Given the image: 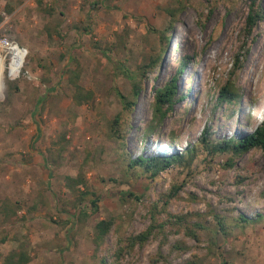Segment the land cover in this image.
<instances>
[{
  "label": "rangeland",
  "instance_id": "1",
  "mask_svg": "<svg viewBox=\"0 0 264 264\" xmlns=\"http://www.w3.org/2000/svg\"><path fill=\"white\" fill-rule=\"evenodd\" d=\"M247 9V0H0V37L27 50L17 78H8L3 58L0 201L19 208L8 221L0 214V263L23 245L28 264H114L122 240L146 230L152 214L159 223L171 214L214 232L196 230L197 241L167 223L124 249L119 264H264V220L222 234L214 218L264 213L259 149L239 157L201 149L191 166L174 163L155 176L128 165L137 156L183 153L204 130L211 140L249 131V121L264 117V19L247 35ZM184 57L173 111L147 133L154 89ZM153 59L138 100L124 111L116 92L130 99L131 80L120 65L140 78L138 68ZM74 69L93 92L88 103L73 100ZM226 84L239 94L235 105L220 103ZM116 117L118 137L110 128ZM66 177L82 178L89 194L77 201ZM77 202L87 207L81 223L71 217ZM100 220L112 226L96 247Z\"/></svg>",
  "mask_w": 264,
  "mask_h": 264
},
{
  "label": "trees",
  "instance_id": "2",
  "mask_svg": "<svg viewBox=\"0 0 264 264\" xmlns=\"http://www.w3.org/2000/svg\"><path fill=\"white\" fill-rule=\"evenodd\" d=\"M248 9L245 17V32L250 34L254 26L261 22L264 19V8L259 0H247ZM171 17L170 23L172 22L173 14L169 13ZM169 23V24H170ZM95 45L97 43H94ZM166 45H164V48ZM109 49V48H108ZM163 52L158 54V57L162 55ZM186 58H181L177 61V73L174 75L164 86L154 89L153 100L151 102V111L152 116L151 120L147 125V133L152 129V125H160L163 121L172 113L175 102V94L177 92V76L185 71L186 68ZM156 60H151L148 65H141L136 74H140V78H135L131 76L130 72L124 67H122V73L125 76H129L131 80V91L130 99H126L118 91L116 95L121 101V106L124 111L130 110L132 106L138 100L139 94L142 90L141 78L144 77L145 70L155 66ZM80 71L74 69L70 72L68 79L69 84L74 88L73 100L76 104L88 103L93 100V92L85 90L79 84ZM183 96V95H182ZM239 99V94L232 84H226L222 90L219 92V100L221 102H226L228 105L237 104ZM229 108V107H228ZM231 116V114L229 115ZM118 117H116L111 123V131L115 137H118L119 131L117 130ZM249 123L254 124V126L249 131L237 132L228 137H222L221 139L211 140L205 139L203 136L205 130L202 132L198 138V145H189L185 148L183 153H172V154H163L160 156H137L135 158L129 159L128 165L134 169H142L143 171L149 172L152 176H155L162 170H166L174 163H185L191 166L193 159L196 157L199 150L207 151L208 154L214 155L217 153H230L231 155L239 157L244 153H247L251 149H259L264 155V117L258 122L249 121ZM39 136V129L37 128V136ZM170 139L173 141V137ZM200 148V149H198ZM65 186L72 192H78V195H74L77 198V201L84 199L86 195L89 194L87 186L83 182L82 178L78 177L73 179L72 177H66ZM178 186H173L170 196H174ZM79 198V199H78ZM98 197L90 201L91 211L94 213L97 211ZM76 200V199H75ZM19 207L13 206L9 201H0V214L3 217L4 221L11 220L16 215V210ZM87 207H82L81 202H77V205L73 206L74 212L72 213V218H77V221L81 223L82 220L87 216L86 210ZM89 213V212H88ZM216 219L217 230L222 234H227L228 230L233 226H245L251 223H257L264 220V213H255L253 216H246L241 213L237 215H214ZM167 223L171 224V227L177 228L183 226L188 230V234L191 235L195 240H199L200 236L196 230L200 232H214L211 230V227L206 223L201 221H195L193 226L188 224L186 218L179 217L177 215H167L166 220L162 223H159L157 219L154 218V214L151 216V224L149 227L135 235H130L122 240V246L119 245L112 252V261L114 264H119V258L122 255L124 249L130 250L135 245L142 246L149 237L152 235L154 229L162 230ZM112 226L111 220H100L97 222L95 229V244L98 247L103 241L104 236L109 232ZM30 262V255L25 246L21 245L18 250L9 252L1 261L0 264H28ZM197 260H188L183 264H197Z\"/></svg>",
  "mask_w": 264,
  "mask_h": 264
},
{
  "label": "built area",
  "instance_id": "3",
  "mask_svg": "<svg viewBox=\"0 0 264 264\" xmlns=\"http://www.w3.org/2000/svg\"><path fill=\"white\" fill-rule=\"evenodd\" d=\"M11 47H15L14 49H12ZM19 50L22 52V62L20 64L19 69H18V73L16 76L14 77H10L8 76V78L10 79H14L17 78L20 73L22 72V68L24 66V61H25V57L27 55V50L25 49V47L19 45L16 41L11 40L10 38L6 37V36H1L0 37V56L2 58H6L8 57V64L10 63L11 59L13 58V56L15 55V51ZM23 64V66H21ZM7 70H8V66H7Z\"/></svg>",
  "mask_w": 264,
  "mask_h": 264
},
{
  "label": "bare ground",
  "instance_id": "4",
  "mask_svg": "<svg viewBox=\"0 0 264 264\" xmlns=\"http://www.w3.org/2000/svg\"><path fill=\"white\" fill-rule=\"evenodd\" d=\"M11 48L14 49L15 47ZM15 52V55L13 56L8 65V76L10 77H14L17 75L19 69L18 66H20L22 62V52L19 50H16ZM3 63V58L0 56V96L3 91ZM21 66H23V64Z\"/></svg>",
  "mask_w": 264,
  "mask_h": 264
}]
</instances>
